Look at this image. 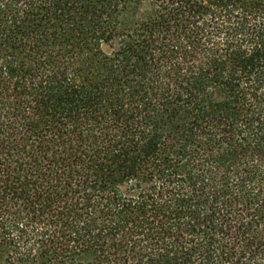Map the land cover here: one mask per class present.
Here are the masks:
<instances>
[{
    "label": "trees",
    "instance_id": "16d2710c",
    "mask_svg": "<svg viewBox=\"0 0 264 264\" xmlns=\"http://www.w3.org/2000/svg\"><path fill=\"white\" fill-rule=\"evenodd\" d=\"M0 264H264V0H0Z\"/></svg>",
    "mask_w": 264,
    "mask_h": 264
}]
</instances>
